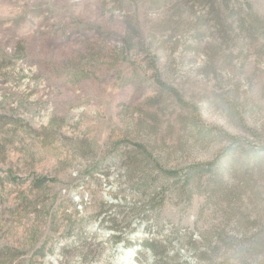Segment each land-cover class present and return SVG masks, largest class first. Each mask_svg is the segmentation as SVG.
Here are the masks:
<instances>
[{
  "label": "rangeland",
  "instance_id": "obj_1",
  "mask_svg": "<svg viewBox=\"0 0 264 264\" xmlns=\"http://www.w3.org/2000/svg\"><path fill=\"white\" fill-rule=\"evenodd\" d=\"M193 119L243 149L177 182L229 144ZM148 240L264 264V0H0V264H138Z\"/></svg>",
  "mask_w": 264,
  "mask_h": 264
},
{
  "label": "trees",
  "instance_id": "obj_2",
  "mask_svg": "<svg viewBox=\"0 0 264 264\" xmlns=\"http://www.w3.org/2000/svg\"><path fill=\"white\" fill-rule=\"evenodd\" d=\"M169 91H171L170 93L175 94L173 90L169 89ZM177 101L183 107H186L185 106L186 104L178 96H177ZM192 124L197 128L198 136H201L202 139H213V138H219L221 140L226 139L229 142V144L220 151L217 158L213 162H209L203 165H194L189 169V171L186 174L181 175L180 173H176L175 171H163L162 170L163 171L162 173L165 174V176L177 182L184 181L188 183V181L194 175L201 173L202 171L209 172V173L212 171L214 172L216 171L217 168H220V167L222 168L224 164L231 163L234 159L235 154L240 150L242 151L243 149L239 139L229 134L222 133L217 128L203 127L195 119L192 120ZM138 149L142 150V152L144 153L142 147L138 146ZM146 157H148V155ZM250 157H251L250 159H252L253 161H259L261 159L258 153H253L251 154ZM44 182H45L44 179H37L34 181V187L41 188L44 185ZM109 224L111 225L112 229L116 230L115 227L117 226L116 225L117 222H109ZM70 229L71 227L69 228V230ZM81 236H82L81 234L77 236L78 242L82 238ZM112 240L114 241V243H119L121 240H123V237L121 234L118 233L112 236ZM83 243L85 246L86 241H83ZM138 247L139 249L136 250L133 254V260L136 261L138 264H142L144 262V259H145L144 257L146 256V254H151L155 256L161 264L162 260L165 258L167 254V246H164L159 241H153V240L144 241L140 243Z\"/></svg>",
  "mask_w": 264,
  "mask_h": 264
},
{
  "label": "water",
  "instance_id": "obj_3",
  "mask_svg": "<svg viewBox=\"0 0 264 264\" xmlns=\"http://www.w3.org/2000/svg\"><path fill=\"white\" fill-rule=\"evenodd\" d=\"M116 264H126V261L123 262V260H121L120 262H117Z\"/></svg>",
  "mask_w": 264,
  "mask_h": 264
},
{
  "label": "bare ground",
  "instance_id": "obj_4",
  "mask_svg": "<svg viewBox=\"0 0 264 264\" xmlns=\"http://www.w3.org/2000/svg\"><path fill=\"white\" fill-rule=\"evenodd\" d=\"M122 260H124V261H125V259H122ZM124 261H123V262H124Z\"/></svg>",
  "mask_w": 264,
  "mask_h": 264
}]
</instances>
